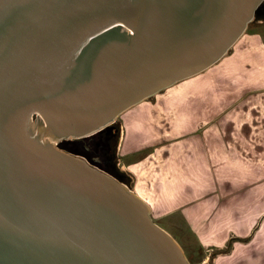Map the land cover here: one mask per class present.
Returning <instances> with one entry per match:
<instances>
[{"label":"water","instance_id":"95a60500","mask_svg":"<svg viewBox=\"0 0 264 264\" xmlns=\"http://www.w3.org/2000/svg\"><path fill=\"white\" fill-rule=\"evenodd\" d=\"M264 0H0V264H191L140 195L60 148L220 63Z\"/></svg>","mask_w":264,"mask_h":264},{"label":"rangeland","instance_id":"374dc122","mask_svg":"<svg viewBox=\"0 0 264 264\" xmlns=\"http://www.w3.org/2000/svg\"><path fill=\"white\" fill-rule=\"evenodd\" d=\"M260 39L264 40V15L252 23L237 46L225 58L224 64L183 81L122 115L104 134L108 137L113 129L116 131L114 141L106 138L109 146H115V152H110L108 157L103 158L105 160L102 164L93 161V158L99 160L104 155L96 151L98 141L91 143V146L89 144V149L95 152L92 159L87 156L90 154L80 141H64L60 145L64 150L87 156L92 164L101 169L106 168L104 171L108 170L106 172L109 174L119 176L146 200L152 208L154 222L180 243L191 264H219L220 248L216 250L214 246L204 244L207 239L203 234L204 224L201 223L202 230L195 228L196 223L201 220L193 218L186 211V207L194 206L204 196V189L197 191L200 199H196L193 192L195 189H191L193 186L187 188L185 183L183 185L186 188L180 190L185 195L183 201L177 199L174 203L171 198L174 188L172 180L177 181L178 165L184 162L187 166L189 161L177 156L180 154L178 144L187 140L193 131L204 132L205 118L208 117L211 107L214 110L209 117L216 119L222 114V103L234 105L245 99L253 101V93L243 94L238 89L242 86L258 91L261 88L260 84L254 82L256 78L252 79L246 74V81L237 83L233 74L227 79L224 73L235 69L236 56L243 52L252 54L259 47ZM200 147L204 148L203 143ZM164 151H167L165 155L172 157L171 161L164 155ZM201 162L204 163V160ZM201 162L193 171L197 172L200 183L204 184L205 174L201 170L204 164ZM189 177L187 175L186 179ZM169 179L171 181L167 182ZM207 192L208 190L205 191Z\"/></svg>","mask_w":264,"mask_h":264},{"label":"crops","instance_id":"0c3cea01","mask_svg":"<svg viewBox=\"0 0 264 264\" xmlns=\"http://www.w3.org/2000/svg\"><path fill=\"white\" fill-rule=\"evenodd\" d=\"M261 41L264 42L260 39L252 54L243 52L236 56L235 69L224 73L227 79L233 74L237 83L246 81V74L256 78L254 82L261 88L258 91L242 86L238 89L243 94L253 93V101L222 103V114L216 119L209 117L214 110L209 107L204 132L193 131L178 144L177 156L189 161L187 166L184 162L178 165L171 198L174 203L177 199L183 201L185 195L180 190L186 188L185 183L187 188L193 186L196 199H200L197 191L204 189V196L194 206L186 207V211L201 220L195 228L202 230L201 223L204 224L203 234L207 238L204 244L220 248L219 264H264V43ZM225 58L217 65L224 64ZM165 156L171 161V156ZM199 162L204 164L201 169L204 184L193 171ZM187 175L191 177L186 179Z\"/></svg>","mask_w":264,"mask_h":264},{"label":"flooded vegetation","instance_id":"af4514ba","mask_svg":"<svg viewBox=\"0 0 264 264\" xmlns=\"http://www.w3.org/2000/svg\"><path fill=\"white\" fill-rule=\"evenodd\" d=\"M106 133V132H105ZM105 133H100V134H98V135H96V136H94V137H92V138H89V139H85V140H82V141H80V143H82V145L85 147V149L89 152V154L90 155H87V156H89L90 157V159H92L93 158V155H94V153L95 152H93V151H91V149H89V144H90V146H91V143H93V142H95V141H98L97 143H96V145H97V147H96V151L97 152H99L101 155L102 154H104V155H102V157H101V159H99V160H95L94 158H93V161H97V162H99V164H102V162L105 160V159H103V158H106V157H108L109 156V153L111 152H115V146L113 147V145H111V146H109V143L108 142H106V138H109L110 139V141L111 140H115L114 138V136H116V131L113 129V132H112V134L111 135H109L108 137L107 136H105L104 134ZM79 142V141H78ZM95 145V146H96ZM92 148V147H91ZM86 153V152H85ZM85 155V154H84ZM86 156V157H87Z\"/></svg>","mask_w":264,"mask_h":264},{"label":"trees","instance_id":"16d2710c","mask_svg":"<svg viewBox=\"0 0 264 264\" xmlns=\"http://www.w3.org/2000/svg\"><path fill=\"white\" fill-rule=\"evenodd\" d=\"M264 15V4H263V6L258 10V12H257V14H256V19H259V17H261V16H263ZM252 26V24L249 26V27H251ZM107 131H109V128L108 129H106L105 131H103V133H105V132H107ZM70 152V151H69ZM72 153H74V154H78L77 152H72ZM81 155H83V154H81ZM106 168H103V170H105ZM106 171H108V170H106ZM109 173V172H108ZM114 177H116L117 179H119L120 181H122L123 183H124V181L119 177V176H116L114 173H111Z\"/></svg>","mask_w":264,"mask_h":264}]
</instances>
